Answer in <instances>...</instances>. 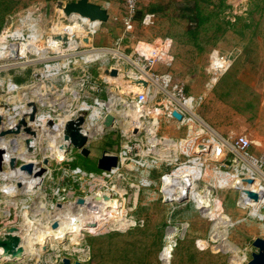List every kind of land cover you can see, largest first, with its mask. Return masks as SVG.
Listing matches in <instances>:
<instances>
[{
	"label": "rangeland",
	"instance_id": "1",
	"mask_svg": "<svg viewBox=\"0 0 264 264\" xmlns=\"http://www.w3.org/2000/svg\"><path fill=\"white\" fill-rule=\"evenodd\" d=\"M72 1L0 0V132L21 119L32 127L31 102L39 119L30 150L25 140L33 137L24 125L17 133H0L6 153L0 164V241L17 236L22 248L25 236L34 240L15 257L0 248V264H64V258L69 264H247L257 251L253 240L264 237V204L255 215L254 207L238 204L231 154L224 166L186 144L200 138L197 121L203 120L230 141L246 135L251 153H262L264 0H136L130 30L121 23L126 0H89L107 9L106 22L67 16L63 7ZM85 21L97 25L95 32ZM159 44L167 52L151 70L171 73L198 102L186 113L191 120L180 123L152 114L148 136L156 152L167 155L163 150L177 142L166 151L178 160L165 164L156 155L159 160L146 165L142 117L136 106L133 116L129 105L147 88L134 85L147 70L135 50ZM220 58L223 66L215 68ZM116 67L117 77L111 76ZM95 98L106 106L94 109ZM80 108L87 112L89 154L70 147L59 162L55 158L64 155L44 130L45 116L59 118L63 136ZM102 111L115 117L112 127L104 129L97 119ZM128 139L132 150L115 172L100 169L101 156L118 155ZM77 169L85 174L72 173ZM78 198L85 203L75 204ZM92 208L99 210L87 211ZM77 213L83 222L92 219V227L56 239L54 230Z\"/></svg>",
	"mask_w": 264,
	"mask_h": 264
},
{
	"label": "built area",
	"instance_id": "2",
	"mask_svg": "<svg viewBox=\"0 0 264 264\" xmlns=\"http://www.w3.org/2000/svg\"><path fill=\"white\" fill-rule=\"evenodd\" d=\"M135 8H136V0H126L127 13L125 16L121 18V23L125 30H130L132 28V17L134 15ZM85 23H87L88 25V29L90 30L89 32L92 33L95 32V27L97 25L94 24L91 25L89 21H85ZM159 47L161 48L160 50ZM135 51H136L137 61H139L143 65L144 69L147 68V70H143V74L141 75L144 82L147 83V88H145L144 91L142 90L141 92H138L134 98V101H132L135 103L132 105L139 108L138 109V113L140 116L139 118L142 117L141 128L138 130H141L143 131V133H146L145 146H144L146 159H144V162L146 165L154 163L155 160H159V158H157L156 155L161 156L165 164H168L169 162L171 163L172 160L177 161L178 160L177 155H174V157L172 158V154L166 151L167 149L172 150V147L176 148L178 145L177 142L174 143V145L172 146H170L168 143L164 144L170 146L169 148H165L163 150L167 153V155L162 154L161 151L159 150L158 152H156L155 147L157 144L155 141H151L150 137L148 136V133L150 131L148 128V124H149L148 119H153L152 114L158 115L163 113L167 117L171 118L172 120H176L179 123L181 121L191 120L192 117L190 115L192 114V110L194 109V107L198 102L197 98L188 95L183 85L176 78H174V76L171 73L169 72L156 73L154 70H151V68L153 67V63L158 59L159 55L167 52L166 44H162V45L159 44L155 46L150 45L149 48H145V49L142 47H138ZM221 59L222 58H220L218 62L215 61L213 65L215 68H221L223 66ZM116 70L119 72L118 68ZM49 74L51 75V73ZM143 80H139L138 82H142ZM150 80L155 85L154 87L155 89L151 92L152 94L149 93L150 90H147L149 88ZM94 104L95 105L100 104L97 98H95ZM28 109H24V111L27 112ZM79 110L86 111L83 108H80ZM173 111H177L181 115V119H177L172 114ZM189 111H190V115L188 118L186 116V113H188ZM105 114L106 112L102 111V113L97 117V119L99 118V122H101L104 119ZM45 117L46 119H48V121L49 120L53 121V126H49L46 123L49 132L51 133L56 132L57 130L56 123L58 122L59 118L53 117L52 114H47ZM37 119L38 118H35L32 124H30L32 127L36 126ZM197 122H198L197 135L200 138L197 141H192L193 139H191V141H188L186 144L188 150L191 149L192 152H196L198 154L201 153L206 155H212L213 158L217 159L218 162H220L221 165L224 166H226L224 162L228 160L227 156L231 154L233 156L232 167H231L232 173L236 174V176L239 179L240 178L243 179L244 184H248L249 178H253L252 182H254L257 179L259 182V187H264L261 185V183L264 184V148L262 153L259 156H256L252 154L249 149L250 141L246 135L244 134L235 135L233 140L230 141L229 138H226L225 136L218 133L203 120ZM84 128L85 125L81 131L83 133H86L89 137V132L85 131ZM37 139H39V137ZM130 142L131 140L128 139L124 141V144L121 145V152L118 155H116L117 157L116 168L125 158H128L125 156L131 152L133 146L128 144ZM35 143L33 145H35ZM60 145L61 143L59 142L57 149H60ZM60 150L62 151L64 157L62 159L55 158L59 162L66 159V155H67V152L63 151V149ZM153 154H155V157ZM113 169L114 168H112L107 172L108 173L115 172V170ZM72 173L74 174L81 173L82 175L85 174V172H81V170L79 169L74 170ZM161 178L163 181L164 176H162ZM252 197L253 196H249L247 193L245 194L243 193L242 196H240V200L243 199V201H245L244 208L253 207V205L250 204L251 201H255L253 200ZM263 204H264V200L260 203V207L263 206Z\"/></svg>",
	"mask_w": 264,
	"mask_h": 264
},
{
	"label": "water",
	"instance_id": "3",
	"mask_svg": "<svg viewBox=\"0 0 264 264\" xmlns=\"http://www.w3.org/2000/svg\"><path fill=\"white\" fill-rule=\"evenodd\" d=\"M63 11L67 16L71 14H77L81 17H85L89 19L90 21L96 20L98 22H106L109 18L107 9L89 0H76V1L68 2L64 5ZM110 75L116 76L117 70L115 68H111ZM142 83L144 85L146 84V82L144 81H142ZM29 106L32 109L29 118L30 121H33L34 114L36 112V107L35 104L32 102L29 104ZM172 114L177 119H181V115L177 111H173ZM86 116H87V112L81 111L77 117L68 119L66 121L63 129V140L66 141V145L63 144L60 145V148H62L65 152H68L71 146L73 148L79 149L84 156H87L89 154V150L85 148V145L89 137L86 133H83L81 131L85 125ZM1 121L2 120L0 118V125H1ZM114 121H115V117L112 114L107 113L102 121V125L104 129L112 127ZM21 125H24L23 128L24 133L34 135L35 131L32 129V127L26 126L23 119L20 120V122L15 126V128H10L7 130L1 129L2 131L0 133L1 135L8 133H17ZM48 125L53 126V121L49 120ZM25 144L29 150L32 148L30 139H26ZM4 150L5 148H0V164L2 161V154L4 153ZM13 159H12V163L14 164ZM116 165H117L116 155L103 154L98 161V167L105 171L111 170L113 167H116ZM37 174L39 175L38 172ZM77 203H83V199L78 198ZM56 226L57 223H54L53 227ZM11 229L15 230L14 227H12ZM18 240L19 239L17 236H13L12 237L13 243L4 240V241H0V246L6 251L13 252V248L17 246ZM252 245L257 248V251L252 253L251 259L248 261L247 264H264V237L255 238L252 242ZM18 250H21V248H18ZM63 263L69 264L70 263L69 259L64 258ZM75 264H78V262L76 261Z\"/></svg>",
	"mask_w": 264,
	"mask_h": 264
},
{
	"label": "bare ground",
	"instance_id": "4",
	"mask_svg": "<svg viewBox=\"0 0 264 264\" xmlns=\"http://www.w3.org/2000/svg\"><path fill=\"white\" fill-rule=\"evenodd\" d=\"M72 15V14H71ZM71 15H69V16H71ZM85 18V17H84ZM96 21V20H95ZM73 27H71L70 28V26L68 27V29H72ZM67 33V32H66ZM140 47H142V48H149L150 47V45H148V47H144L143 45H141ZM218 62V61H217ZM114 77H117V76H114ZM141 84H142V82H137V83H134V85L136 86V85H138V86H141ZM134 86V87H135ZM106 104L107 103H100L99 104V107H94V109H98V108H102V107H105L106 106ZM130 107H133V111H134V115L133 116H137V111H136V108H135V106H133V105H129ZM102 113V112H101ZM106 115V114H105ZM48 122L49 121H47V125H48ZM59 122H61L60 120H59ZM137 122H140V121H137ZM57 124V130H56V132H54V133H51V135L54 137V143H56V141H57V144L55 145V148H57V146H58V143L60 142L61 144H63V145H66V141H64L63 140V136H61V134H60V128H59V123H56ZM43 125H45V126H43L44 127V130L46 131V132H49V130H47L46 128H48L47 126H46V123H44L43 122ZM5 128V127H4ZM34 130V129H33ZM35 131V133H34V135H31L33 138L31 139V145L32 144H34L35 142H36V136H37V130H34ZM62 132H63V130H62ZM58 137V138H57ZM28 139H30V138H28ZM172 145V144H171ZM0 148H3V147H1V145H0ZM60 149H62V148H60ZM60 149H56L57 150V152L60 150ZM61 151V150H60ZM64 151V150H63ZM60 153H62V151L60 152ZM59 155H61V154H59ZM3 156H4V153L2 154V159H3ZM31 160V159H30ZM26 163H33V161H26ZM34 168V167H33ZM114 168V167H113ZM22 170V169H21ZM20 170V171H21ZM26 170L27 171H30V169L27 167L26 168ZM35 171V172H34ZM39 170H38V167L37 168H35L34 170H33V176L35 175V176H37V172H38ZM31 176V175H30ZM21 177V176H20ZM22 177H23V175H22ZM32 177V176H31ZM28 179V178H27ZM251 180V181H250ZM252 180H253V178H249V181H248V184H244L243 182H244V180L243 179H239V178H237L233 183V185H235V186H237L238 188H240V196H242V194L244 193H247L249 196H253L252 198H253V200H255V201H251V203L250 204H252L253 205V210L254 211H252L251 212V214L252 215H255L256 214V211H258V207L260 208V203L264 200V187H259V182H258V180L256 179L254 182H252ZM25 182V181H24ZM177 183H181V182H177ZM182 184V183H181ZM26 185H28L27 183L24 185V188L26 189L27 187H26ZM169 185V184H168ZM173 185V184H172ZM175 186H176V184H174ZM178 186V185H177ZM170 187V186H169ZM29 188V187H28ZM165 188H166V186H165ZM178 188H180L179 190H181V189H184L183 187H178ZM21 190V189H20ZM29 190V189H28ZM24 191V190H23ZM209 192V191H208ZM180 194H184V191H180L179 192ZM180 196V195H179ZM99 200V199H98ZM104 201V200H103ZM105 202H107L106 200H105ZM85 203V200L83 199V203H75V204H84ZM88 203V202H87ZM74 204V205H75ZM91 204H95V203H90V204H88V206L89 205H91ZM238 204L241 206V207H244V205H245V201H243V199H241L240 200V202H238ZM73 205V206H74ZM83 208H85V207H83ZM99 208V207H98ZM98 208H92V209H88L87 211H97V210H99ZM65 210V209H64ZM86 211V212H87ZM64 212V211H63ZM79 212V211H78ZM82 213V212H81ZM78 214V213H77ZM80 214V213H79ZM79 214L78 215H75L74 216V218H72V220H71V222H65V225L64 224H62V225H64V226H59L58 227V225L56 226V227H54V228H57L58 227V229H56V230H54V233H55V236H58L59 235V238H56V239H61V236H64V234H66V232L67 231H70V232H74V233H76V234H81L82 233V231L84 230V228L85 227H92V225L94 224V221L92 220V219H84V222H83V219H80L79 218ZM209 214V213H208ZM81 215H83V214H81ZM82 218V217H81ZM36 219V218H35ZM37 221V220H36ZM62 223V222H61ZM13 232H14V230L13 229H11ZM30 232V231H29ZM68 233V232H67ZM27 235V234H26ZM78 236V235H77ZM7 239H9V241L10 242H12V236H9ZM18 239H19V237H18ZM2 241H4V240H2ZM5 241H7V240H5ZM33 239H32V237H31V235H27V236H25V241L23 242V247L21 248V250H19V251H17L16 252V249L17 248H19V243H20V239L18 240V243H17V246L16 247H14L13 248V252H9V251H6V250H4L1 246H0V248L1 249H3L2 251H3V253L5 254H8V255H10V257H15L16 256V254L18 253V252H22L23 251V248L25 247V248H30V246H31V244L33 243ZM13 243V242H12ZM2 255V254H1Z\"/></svg>",
	"mask_w": 264,
	"mask_h": 264
}]
</instances>
